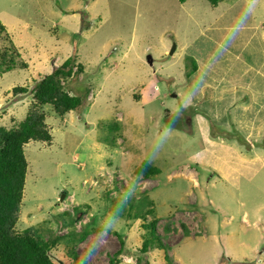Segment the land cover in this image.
<instances>
[{"label": "rangeland", "instance_id": "obj_1", "mask_svg": "<svg viewBox=\"0 0 264 264\" xmlns=\"http://www.w3.org/2000/svg\"><path fill=\"white\" fill-rule=\"evenodd\" d=\"M0 24L26 61L0 70V86L28 92L57 59L64 71L83 67L61 86L89 88L86 107L60 120L26 92L0 118L9 127L27 111L45 116L48 139L23 147L19 224L61 236L58 214L69 211L76 231L96 228L76 244L78 263L52 252L55 264H109L116 234L146 216L141 197L161 243L127 248L116 264H264V0H0ZM142 160L160 172L137 176ZM130 186L127 210L110 198L107 220L102 195ZM119 218L128 224L105 234Z\"/></svg>", "mask_w": 264, "mask_h": 264}, {"label": "trees", "instance_id": "obj_2", "mask_svg": "<svg viewBox=\"0 0 264 264\" xmlns=\"http://www.w3.org/2000/svg\"><path fill=\"white\" fill-rule=\"evenodd\" d=\"M85 6L88 4V0H82ZM181 3L187 0H179ZM213 6H217L220 1L223 0H207ZM225 1V0H224ZM88 11V8H84V13ZM78 14L76 11L73 13V17L77 19ZM81 22L80 27L87 28L88 22L79 17ZM59 28L68 29L67 22L63 21L58 26ZM90 30V29H89ZM4 32L3 26L0 24V35ZM6 38H0L2 46L0 47V70L7 72L11 67L24 68L26 61H21V55L15 47H6ZM58 58V57H57ZM71 59L64 64L67 67L71 64ZM57 63V64H56ZM48 74L44 75V78L36 82L35 86L30 88L25 85L13 84L11 86H0V118L6 114L5 107L7 103L20 93H29L35 99V103L38 105H47L52 108V115L57 120L62 119L64 115H68L70 111H74L80 107H86L88 90L75 91L73 95H70L69 90L65 86H61L60 77L65 80L66 76L76 75L77 71H82L83 67L78 65L76 71L73 72V68L63 70L62 65L58 60L51 61L48 66ZM86 73V72H85ZM87 77V73H86ZM7 87H10L8 90ZM4 109V110H3ZM43 115L37 114L35 111H27L22 115L21 119L17 120L12 126L0 124V264H55L54 255L52 252L59 255L69 257L73 263H78V255L75 253V246L78 242L84 240L91 231L96 229L95 227H83L82 230L76 231L74 226L78 221L77 214H71L69 211H63L58 214L62 218H58L61 228L68 229V232L55 236L53 232L48 236H42L50 229L49 226H43L37 224L35 226H22L19 224L18 214L22 210V190L25 183V175L27 168V161L24 157L23 147L29 141H45L48 139L46 132V125H44ZM3 120V119H1ZM106 136V133H101ZM160 172L159 168L153 164L148 163L146 160H142L136 167L135 174L145 178L155 177ZM182 181V179H181ZM168 182H171L169 180ZM105 194L104 205L102 211L107 220H111V214L108 211L107 204L110 203V198L122 201V211L127 210L126 204L131 201L132 196L125 203V196L127 192L132 191L133 187L123 188V191H119L117 187L113 188L114 193L111 190H107ZM141 209L144 210L145 215L141 218V221H136L134 225H129L127 231L120 234L119 248L113 254L109 260V264H116L118 257L121 253H126L127 248H132L133 251H143V248L150 241L156 238V243L160 245L161 241L155 236L152 237L155 231L156 210L152 206V202L147 201L144 197L137 200ZM129 210V208H128ZM219 217L225 218L226 221L228 212L224 208H219ZM148 216L150 218H148ZM239 215H236L228 223L230 226L239 227L238 219ZM122 223L118 224L126 226L128 221L123 218ZM118 222V219L116 220ZM46 225L51 224V221L45 222ZM19 224V225H18ZM186 229V228H184ZM47 237V238H45ZM125 239V240H124ZM144 243L145 245H143ZM77 261V262H76Z\"/></svg>", "mask_w": 264, "mask_h": 264}, {"label": "clouds", "instance_id": "obj_3", "mask_svg": "<svg viewBox=\"0 0 264 264\" xmlns=\"http://www.w3.org/2000/svg\"><path fill=\"white\" fill-rule=\"evenodd\" d=\"M66 46V45H65ZM72 51V50H71ZM30 97L33 98V96L30 94ZM133 195V192L132 191H129L127 192L126 196H125V203H127V201L129 200V198ZM123 207V205H122ZM112 215H115L114 213ZM242 217V216H241ZM240 217V218H241ZM120 220V219H119ZM118 224H119V221L118 222H109V223H106L105 226H104V232L105 234H107V232L109 230H116L117 227H118Z\"/></svg>", "mask_w": 264, "mask_h": 264}, {"label": "crops", "instance_id": "obj_4", "mask_svg": "<svg viewBox=\"0 0 264 264\" xmlns=\"http://www.w3.org/2000/svg\"><path fill=\"white\" fill-rule=\"evenodd\" d=\"M62 55V54H61ZM89 89V88H88ZM87 88H79V89H74V91H78V90H83V91H85V90H88ZM89 91V90H88ZM70 95H73L72 93H70ZM71 112V111H70ZM182 179V181L184 182V179L183 178H181ZM184 186H185V183H184Z\"/></svg>", "mask_w": 264, "mask_h": 264}, {"label": "bare ground", "instance_id": "obj_5", "mask_svg": "<svg viewBox=\"0 0 264 264\" xmlns=\"http://www.w3.org/2000/svg\"><path fill=\"white\" fill-rule=\"evenodd\" d=\"M181 183L183 184L182 186H184V182H183V181H181Z\"/></svg>", "mask_w": 264, "mask_h": 264}]
</instances>
